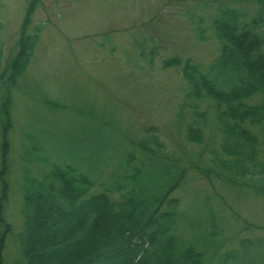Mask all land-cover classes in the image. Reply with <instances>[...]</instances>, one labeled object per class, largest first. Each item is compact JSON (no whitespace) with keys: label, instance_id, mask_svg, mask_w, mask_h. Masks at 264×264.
Listing matches in <instances>:
<instances>
[{"label":"rangeland","instance_id":"obj_1","mask_svg":"<svg viewBox=\"0 0 264 264\" xmlns=\"http://www.w3.org/2000/svg\"><path fill=\"white\" fill-rule=\"evenodd\" d=\"M28 2L0 0L3 65L15 54ZM219 5L249 15L257 9L243 0H40L30 26L41 27L38 44L13 91L14 148L9 154V197L4 212L13 234L21 232L22 224L20 169L26 165L36 174L43 165L31 163L33 157L23 154L24 134L40 138L38 146L44 150L35 156L44 154L58 163L71 158L95 182V193L103 183L115 180L110 174L116 171L117 155L124 153L129 140L157 135L168 154L194 169L182 189L173 193L179 199L180 213L185 214L177 225L179 239H194L212 260L217 257L214 248L219 247V253L236 252L233 264H264V193L211 183L199 175L198 168L208 164L206 152L217 146L218 136L208 123L202 145L187 143L184 125L191 122L193 111L181 107L185 82L180 68L163 67L172 57L190 58L202 66L215 58L214 38L198 41L192 21L213 16ZM208 23V19L203 23L206 37L211 33ZM46 100L59 107L41 106ZM204 103L200 111H208L209 120L213 108ZM260 137L264 140V126ZM95 141L97 150L88 152ZM261 151L264 157V142ZM211 210L216 234L207 247L201 240L212 229L205 221ZM190 220L195 222L189 225ZM242 241L251 244L241 247ZM17 244L16 238L6 242L4 264H12L18 256Z\"/></svg>","mask_w":264,"mask_h":264},{"label":"trees","instance_id":"obj_2","mask_svg":"<svg viewBox=\"0 0 264 264\" xmlns=\"http://www.w3.org/2000/svg\"><path fill=\"white\" fill-rule=\"evenodd\" d=\"M243 1L257 5L253 15L219 5L213 16H198L192 21L198 41L214 38L217 54L211 62L202 66L190 58L172 57L163 67L180 68L185 82L181 107L193 111L191 122L184 125L187 143L202 145L203 128L209 124L218 136L217 146L206 152L208 166L198 168L199 175L211 183L247 187L258 194L264 193V140L260 137L264 126V0ZM39 4L40 0H29L15 54L5 65L0 49V264H4L5 244L11 238L18 243V256L12 264L235 263V251L219 253V247L214 248L217 257L212 260L194 239H179L177 225L185 214L180 213L179 199L173 193L182 189L193 168L168 154L157 135L129 140L124 153L117 155L116 171L110 174L115 180L103 183L101 191L95 193V182L71 163V158H61L58 163L44 154L35 156L44 150L38 146L40 138L24 134L23 154L33 157L31 163L43 165L36 174L26 165L20 169L22 224L21 232L12 233L4 212L9 197V154L12 156L14 148L13 91L39 39L41 28L30 29L31 16ZM207 19L208 37L203 25ZM254 98L256 102L251 103ZM44 102L51 109L59 107ZM203 102L213 108L209 120L208 111H200ZM95 142L88 152L95 153ZM212 211L205 214L212 229L201 240L207 247L216 234ZM194 222L190 220L189 225ZM247 243L251 241H242L241 247Z\"/></svg>","mask_w":264,"mask_h":264},{"label":"bare ground","instance_id":"obj_3","mask_svg":"<svg viewBox=\"0 0 264 264\" xmlns=\"http://www.w3.org/2000/svg\"><path fill=\"white\" fill-rule=\"evenodd\" d=\"M37 44H38V42H37ZM37 44H36V46H37ZM24 74H25V73H24ZM54 103H55V104H57L56 102H54ZM55 104H54V105H55ZM42 105H44V103H43V104H41V106H42Z\"/></svg>","mask_w":264,"mask_h":264}]
</instances>
